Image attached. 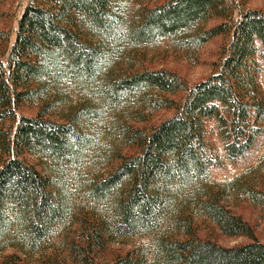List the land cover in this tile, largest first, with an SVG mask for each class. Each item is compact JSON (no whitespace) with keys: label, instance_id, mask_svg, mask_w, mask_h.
I'll use <instances>...</instances> for the list:
<instances>
[{"label":"trees","instance_id":"16d2710c","mask_svg":"<svg viewBox=\"0 0 264 264\" xmlns=\"http://www.w3.org/2000/svg\"><path fill=\"white\" fill-rule=\"evenodd\" d=\"M146 2L31 0L25 8L0 61V264L21 263L4 255L10 249L48 247L76 216L68 244L75 264H95L109 244L133 237L153 238L154 249L144 252L151 261L136 251L112 264H264L253 227L224 203L243 197L264 213V155L242 175L216 182L204 152L206 120H217L230 158L251 148L254 125L264 122L253 61L257 43L264 46V13L233 22L226 0ZM215 18L230 24L206 30ZM220 35L231 39L219 72L192 88L177 74L143 68L140 47L170 39L198 48ZM123 56L125 66L115 69L111 60ZM178 94L180 102L168 97ZM26 102L40 104L36 117L17 114ZM162 109L175 114L150 131L126 124ZM101 126L118 128L115 148L97 143ZM77 200L87 209L78 212ZM200 217L251 243L225 248L200 240Z\"/></svg>","mask_w":264,"mask_h":264},{"label":"rangeland","instance_id":"374dc122","mask_svg":"<svg viewBox=\"0 0 264 264\" xmlns=\"http://www.w3.org/2000/svg\"><path fill=\"white\" fill-rule=\"evenodd\" d=\"M31 0H5L0 3V61L5 62L10 49L15 40L19 20L25 10L30 4ZM168 0H150L146 2L147 5L153 7L161 5ZM232 16L233 22H237L241 15L249 11H260L264 13V0H226ZM232 22V24H233ZM230 24L229 20L222 18H215L204 25L206 30L218 27L222 24ZM231 35H220L201 47H186L179 48L175 43L166 39L153 46L140 47L139 52L144 56L143 68L150 71H166L177 74L186 84L192 88L195 85L209 79L216 75L223 60L225 59L228 44ZM258 53L253 57V61L258 71V82L264 91V46L257 43ZM126 57L120 60L117 58L111 60V65L115 69H122L126 63H123ZM169 98L179 101L184 97V94L175 96L168 95ZM40 104L24 103L22 104L17 114L19 116L36 117L40 112ZM129 113V112H127ZM127 113L121 121L126 122ZM147 113V111H146ZM173 110L162 109L154 111L149 114L147 121L135 122L128 120L127 125H131L135 129L150 131L158 127L162 122L174 116ZM122 116V113L117 114V119ZM57 119L52 114L49 119ZM251 122H255L252 117ZM111 130L101 127H95L98 144H105L109 148H115V142L118 136V128L111 127ZM205 155L210 161V177L212 181L226 182L231 181L237 176L242 175L249 169L258 165L259 161L264 155V122L256 123L254 125V140L251 148L241 156L230 158L226 152V144L220 136V129L216 119L205 121ZM257 129V130H256ZM258 131V132H257ZM117 148L122 150L123 154H134L135 150L128 148L123 149L121 146ZM29 163L36 165V160L32 157H26ZM41 171V169H39ZM253 179V177H249ZM228 199L224 202L230 211L242 218L245 222L250 224L255 232L257 240L264 244V213L260 208L251 204L249 200L243 197L227 196ZM80 205L78 212H82L84 207L81 201L77 200L76 205ZM77 212V213H78ZM67 220L66 224L61 226L51 244L39 250L36 253L28 252L21 254L15 250H8L4 255H18L21 258L20 264H75L72 261L71 252L68 251V244L78 229V219ZM195 230L197 237L202 241L212 242L216 245L233 248L251 243V240L244 236L229 237L223 235L218 228L209 220L202 217L195 220ZM181 239V237L179 238ZM185 239V238H184ZM153 238H120L108 245L107 250L95 256V264H112L116 259L126 256L128 253H135L139 251V257H148L144 254L147 249H154L152 242ZM153 245V246H151ZM150 251V250H149ZM143 252V253H142ZM151 256V255H150ZM143 259V258H142ZM147 259V258H145Z\"/></svg>","mask_w":264,"mask_h":264}]
</instances>
